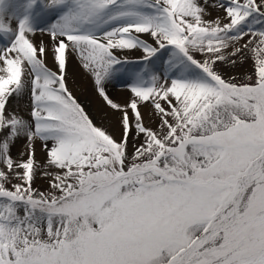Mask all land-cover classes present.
I'll use <instances>...</instances> for the list:
<instances>
[{"label":"snow or ice","instance_id":"6c2138e0","mask_svg":"<svg viewBox=\"0 0 264 264\" xmlns=\"http://www.w3.org/2000/svg\"><path fill=\"white\" fill-rule=\"evenodd\" d=\"M0 41V264H264V0H0Z\"/></svg>","mask_w":264,"mask_h":264},{"label":"bare ground","instance_id":"6f19581e","mask_svg":"<svg viewBox=\"0 0 264 264\" xmlns=\"http://www.w3.org/2000/svg\"><path fill=\"white\" fill-rule=\"evenodd\" d=\"M37 39H39V37H37ZM131 58H135V57H131ZM73 76V81L70 80L71 84H74L75 88L77 89V95H80L82 100H84L86 106L89 104L91 105H96L99 103V101L97 100V98L95 96L90 95V93H85L83 91H85L86 89L89 88L88 82L86 80H82L80 79L77 75H75L74 73L72 74ZM110 92L114 95V96H119L122 94V91H113L110 89Z\"/></svg>","mask_w":264,"mask_h":264},{"label":"rangeland","instance_id":"374dc122","mask_svg":"<svg viewBox=\"0 0 264 264\" xmlns=\"http://www.w3.org/2000/svg\"><path fill=\"white\" fill-rule=\"evenodd\" d=\"M0 42H2V41H0ZM131 59H135V58H131ZM73 76H72V74L70 75V80H72L73 81ZM110 89L111 90H113V91H122L123 90V88H122V86H120V85H117L115 88H111L110 87ZM109 89V90H110ZM83 92H85V93H88L86 90L85 91H83ZM98 100V99H97ZM26 100H24V101H22L21 103H20V107H21V109H23L24 110V114L25 115H27V110H26ZM88 104H89V102H88ZM17 150H19L20 152H23V150H24V145H23V143H20V144H18L17 145V147L15 148V149H13V152H14V154L16 153V151ZM37 156H38V158H40L41 160H43V153L41 152V150L38 148L37 149ZM44 180H43V178L41 177L40 179H38L37 180V186L38 187H43V185H44Z\"/></svg>","mask_w":264,"mask_h":264}]
</instances>
